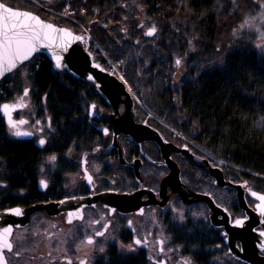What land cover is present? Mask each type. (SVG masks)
I'll return each instance as SVG.
<instances>
[{
    "label": "trees",
    "instance_id": "1",
    "mask_svg": "<svg viewBox=\"0 0 264 264\" xmlns=\"http://www.w3.org/2000/svg\"><path fill=\"white\" fill-rule=\"evenodd\" d=\"M68 1L74 16L91 27L96 40L114 60L123 55L129 43H134L129 39L139 30L132 22L120 50L110 41L109 30L94 23L98 18L109 23L116 2L129 0ZM137 1L156 18L158 48L164 59L158 64L163 66L164 72L146 70L149 78L137 84L132 78V64H126L120 70H123V80L143 98V106L151 111L155 118L151 121L156 126L167 129L164 132L169 134L172 133L170 128L175 130L201 154L223 162L222 167L232 179L246 180L254 189L264 192V51L248 38L240 36L232 40L231 25L237 16L236 11L229 12L232 9L224 0ZM25 2L28 6H19L44 18L41 8L37 10L32 2ZM55 24L71 26L68 21ZM228 40L231 41L229 46L225 43ZM173 53L181 56L184 64L177 80L171 79L166 71ZM32 59L35 62L29 72L31 88L45 100L55 129L51 135L55 138L52 142L55 151L62 152L63 146L72 139L87 144L89 137L99 134L87 123L88 104L97 101L105 110L110 106L90 82L73 77L67 70H54L43 53L34 54ZM95 59L102 64L97 56ZM153 61H150L151 67ZM7 77L8 74L0 80V103L11 100L14 93L8 88ZM104 121H108L106 117ZM9 137L0 133V160L7 171V184L15 187L33 179L36 152L30 140ZM236 209L233 201L231 210L236 212ZM206 225L201 221L197 227L185 224L180 234L207 236L209 227ZM230 264L245 263L232 260Z\"/></svg>",
    "mask_w": 264,
    "mask_h": 264
},
{
    "label": "flooded vegetation",
    "instance_id": "2",
    "mask_svg": "<svg viewBox=\"0 0 264 264\" xmlns=\"http://www.w3.org/2000/svg\"><path fill=\"white\" fill-rule=\"evenodd\" d=\"M23 93L17 95V98H24ZM29 95L31 93L28 92L27 106L31 101ZM17 98L11 100L16 101ZM95 106L97 110H92V116L89 117L87 114V123L93 125L99 134L92 138L89 137L87 144L77 143V140L72 139L63 146L62 152L55 151V146L52 144L55 138L45 135L40 139H35L36 134L42 132L55 133L54 125L48 116L44 130L37 122L38 127L35 130L31 127L33 133L31 138H15L10 134L15 129L8 128L10 139L30 140L32 143L36 152L34 155L36 161L32 163L35 174L31 181L15 187L7 184L6 179L0 181V211L19 207L20 215L23 217L26 215L27 207L38 203L49 204L62 198H82L103 191L132 193L136 190L141 191L138 197L141 207L121 212L116 208L109 209L98 201L83 205L80 200H77L70 201L65 211L50 213L43 209L33 210L27 216L24 225L12 226L8 240L13 245V249L4 250L6 264H80L81 261L85 264H230L232 260H237L227 251L224 236L220 233L222 228L210 225L207 204L198 201L186 203L181 198L182 190L187 193V199L191 198L195 191L206 192L213 197L216 203L225 207L232 218L243 216V212L237 206L234 190L215 185L214 178L200 160L204 155L189 144L174 138L169 133H167L168 136L156 126L144 121L156 127L164 139L172 142L176 148H169L166 154L169 163H173L171 166L175 165L178 168L182 190L178 191L175 183L162 186L160 185L162 178L171 170L158 144L153 140L136 142L122 133L117 135L115 144H111L112 129L108 119L111 107L105 110L100 103L94 102L93 108ZM18 112L20 110L13 113L15 118L18 117L16 116ZM105 117L108 121H104ZM136 119L143 121L142 118H137V114ZM29 121L18 124V127L28 129L26 125ZM41 139L45 140L43 145L39 143ZM184 145L188 147L191 158L177 150ZM79 150L81 153L86 152L85 157L80 155L77 164L73 165ZM47 155L55 159L46 160ZM54 163L58 165L55 166ZM210 163L212 164V161ZM47 164L51 166L47 168L49 166ZM134 164H137L140 180L135 176ZM214 165L222 169L226 180L242 182L252 190L263 192L254 189L246 180L232 179L221 164ZM44 166L46 177L37 173ZM77 167L79 173L74 174L72 180L69 179V184H66L64 176L74 173ZM199 170L203 171L205 177L201 175L198 181ZM85 172L91 175V182L86 179ZM116 172H118L116 177H110ZM41 180L46 182V187L39 185ZM202 182H210L223 195L232 193L237 211H232L228 206L230 200L216 198L213 192L202 185ZM245 198L249 206L254 205L255 200L248 193H245ZM196 204L205 206L206 219H197L195 222L189 217L184 222L182 219H177L175 214L180 209L179 207ZM70 212L73 213L72 217H69ZM150 213L159 218L164 230L163 236H157L150 230L144 234L141 225L137 224V220ZM69 220H71L70 223ZM177 220L182 222H177ZM200 221L207 223L206 226L209 227L207 236H181L180 232L185 224L197 227ZM97 232H102L103 235L96 236ZM89 239L93 242L88 243ZM136 240L140 243L136 244Z\"/></svg>",
    "mask_w": 264,
    "mask_h": 264
},
{
    "label": "water",
    "instance_id": "3",
    "mask_svg": "<svg viewBox=\"0 0 264 264\" xmlns=\"http://www.w3.org/2000/svg\"><path fill=\"white\" fill-rule=\"evenodd\" d=\"M0 4H3L6 7H11L14 10L31 13L38 17L44 23L52 24L58 29H65L72 33V36L66 38L65 47L57 48L56 44L61 43V40L57 39L53 42L52 47L50 49L42 47L37 53H43L51 61L52 68L54 70H67L73 77L78 79H84L94 86L96 92L111 107V111L108 114V119L112 129L111 144H115V139L117 135L121 133L130 136L136 142H140L143 140H153L154 142H156L161 150V153L167 165L170 167L171 170L162 178L160 185H174L175 183L176 189L178 191H181L182 183L180 182L178 176V168L175 165L171 166V164L173 165V163H169V158L166 154L169 148H175V145L172 142L166 141L162 133L157 128L145 123L144 121H138L136 119V114L134 110V95L131 93L127 85L120 77L106 70L98 61L95 60L91 52L84 49L82 39L79 41L74 39L75 36L82 37V34L80 32H75L70 26H60L49 20L43 19L38 14L32 11L12 7L2 1H0ZM0 14H3L2 8H0ZM57 55H59L62 60V67L60 69H57L55 67V56ZM89 75L93 77L92 80L88 79ZM1 79L2 78H0V80ZM19 102V100H16L4 101L0 103V105L8 104L10 106H13L10 109L8 115H5L0 112L3 121L9 129H12L8 125L9 119L14 122H18L21 120L27 121L26 118H15L13 116V113L15 111L22 108L14 107ZM22 103L26 105V101L22 100ZM92 110L93 103H90L88 105L89 117L92 116V114H89L90 112L92 113ZM16 130L32 133L31 131L23 127H17V129H15L14 131ZM32 136L33 133L30 136L14 137L18 139H26L31 138ZM177 150L184 153L190 158L192 157L188 147H186L185 145L182 148H177ZM200 160H202L203 165L206 167L208 173L214 178L215 185L219 187H229L234 190L237 206L243 212V216L232 218L227 209L216 203L213 197L206 192L195 191L192 193V197L187 199V193L182 190V200L186 203H189L191 201H198L207 204L209 209V223L214 227L222 228L220 233L224 236L223 240L226 244L227 251L232 257L244 262L245 264H264V249L260 247V243L264 242V236L259 235L260 232H264V215H261L256 207V205L260 203V201L250 195L251 192L257 193V196L264 195V193L252 190L246 187L245 184L242 182H233L230 180H226L224 178L222 169L218 165L211 164L209 159H207L206 157H201ZM136 165L137 164H134V173L136 178L140 180ZM39 185L41 184L39 183ZM140 193V190H136L132 193H116L114 191H103L93 195L89 194L82 198H62L58 201H54L49 204L38 203L31 205L25 209L26 215L23 217L21 215L10 214L8 211L10 209L20 210L19 207L4 209L0 211V230H2L4 227L12 228V226L24 225L27 221V216L33 210L43 209L50 213L65 211L70 201L80 200L83 205L98 201L109 209L116 208L121 212H127L132 209H139L141 207V202L138 198ZM245 193H248L255 200L253 206H249L247 204ZM237 219L243 221L242 225H235L234 221Z\"/></svg>",
    "mask_w": 264,
    "mask_h": 264
},
{
    "label": "rangeland",
    "instance_id": "4",
    "mask_svg": "<svg viewBox=\"0 0 264 264\" xmlns=\"http://www.w3.org/2000/svg\"><path fill=\"white\" fill-rule=\"evenodd\" d=\"M4 3H12L10 6L22 8L19 6L20 4H23L25 6H28V2H32L34 5V8L38 10L37 7L41 8L42 11H40L41 15L44 16L43 19L49 20L53 23H67V21L70 23L73 28H75L76 32H81L82 34L84 32H87L90 34L92 40L94 42H97V47L94 49L95 56H97L101 61L102 65L106 68H112L120 73V75L123 77L121 69H124L126 67V64L130 65L132 64V67L134 69V74L132 75L134 82H138L137 84H140L141 81H146L149 78L148 73L146 70H150L151 72H157L159 70L163 71V66L159 65L158 63L163 62V57L161 55L162 50H160L159 47V39L156 37L159 34V30L154 22L156 18L151 15L147 9L137 0H129L127 2L121 3L120 1L116 2V8L112 10V20L109 23H106L101 18H98L96 22L99 25H102L104 28H107L109 31L107 33L109 39L111 42H113V45L116 50L123 49V43L122 39L125 38V32L128 28H130V23L132 22L134 25L138 27L139 33L137 32L133 37H130V41L133 40V44H128V49L124 51L123 55H121L118 59L114 60L110 57V55L107 53V51L104 49V47L96 40L94 35L92 34L91 27L86 22H82L78 18L74 16V9L70 8V4L68 0H1ZM226 4H229L231 13L234 12V15L236 13L237 20L234 22L230 32V36L232 37V40L236 37H245L250 39V42L260 49L261 51H264V0H224ZM25 8V7H23ZM33 8V7H32ZM228 12V13H229ZM130 18H134L133 21H129ZM67 20V21H66ZM246 21H251L250 24H246ZM130 22V23H129ZM106 23V24H105ZM105 24V25H104ZM170 26L172 25V22L170 21ZM143 25V26H141ZM155 26L156 32L153 36H146L144 35V32ZM243 26V27H242ZM107 32V31H106ZM124 35V36H123ZM135 36V37H134ZM126 39V38H125ZM227 46L230 45L231 41L225 42ZM96 44V43H95ZM94 56V57H95ZM30 58L29 61L24 62L19 66L17 69L13 70L11 73L8 74V77L5 81L8 82V88L12 90L14 93L11 96L12 99L15 97L17 98V95L24 92V89L29 90V94L31 93L30 98V104L27 106V97L25 96L22 100L26 101V105L22 107L20 112L17 113V118H26L29 121V124H27V128L29 131H31V127L35 130L36 122H39V126H41L44 130L45 128V122L48 120V111L46 109L45 100L41 98V94H38L37 91L33 93V88H31V82L29 78V72L32 64L35 62V60ZM153 61V67H151L152 63H150L151 60ZM179 59L181 63L177 66L176 60ZM108 62L111 64L110 66L107 65ZM135 63V65H133ZM158 64V65H157ZM168 68L166 71L168 72V76L171 79L177 80L179 73L181 72L182 68L184 67L183 60L181 56H177L175 53L171 54V60L167 63ZM195 64H193L194 66ZM146 69L144 70V68ZM158 67V68H156ZM144 70V71H142ZM113 71V70H112ZM163 75V73H161ZM160 74V75H161ZM11 82V83H9ZM136 84V83H135ZM128 86V85H127ZM29 87V88H27ZM129 90L135 97V104H137L138 107L135 108V111L137 113V118H142L141 120L147 121L148 123L156 126V124L151 121V119L154 118L151 111H149L146 107L143 105V98L135 92V90L130 86H128ZM1 92V89H0ZM17 100H21L17 98ZM21 102V101H20ZM96 103H99L95 101ZM94 111L96 109V106L93 108ZM97 110V109H96ZM142 111V113H141ZM155 119V118H154ZM158 120V119H156ZM160 121V120H158ZM27 122V121H25ZM164 126H166L164 123L161 122ZM160 130L164 132V130L159 126H156ZM172 135L174 138H178L179 140L183 141L184 137L177 133L175 130L171 129ZM0 133L9 135L8 127L5 125L2 117L0 116ZM166 133V132H165ZM167 134V133H166ZM47 135L48 137H51V133H39L36 134L35 139L42 138L41 136ZM168 135V134H167ZM169 136V135H168ZM184 142V141H183ZM194 148V147H193ZM196 149V148H194ZM80 151V150H79ZM76 153V160L73 162L77 164V159L80 155H83L85 157V153L80 152ZM198 151V150H197ZM200 152V151H198ZM201 153V152H200ZM207 159L212 161V164H218L220 160H218L216 157H212L209 155H204ZM51 158L50 155L46 156V160H49ZM68 160V159H67ZM72 161V160H70ZM69 161V162H70ZM55 164V163H54ZM49 165V166H48ZM58 165V164H57ZM55 164V166H57ZM47 168H49L51 165L47 164ZM43 168V169H42ZM41 171H37L38 175H41L43 177H46V167H42ZM75 168L74 173H69L68 175L64 176L66 184H69V179L72 180V177L74 174L79 173V170ZM200 174H197L198 181L201 175H203V171L199 170ZM45 175V176H44ZM118 175V172L113 173L110 175V177H116ZM197 176H195L197 178ZM205 177V175H203ZM7 178V171L4 169V163L0 160V181H4ZM208 179V177H207ZM190 179H188L189 181ZM241 181V180H240ZM202 185H205L208 190L213 192V194L218 199L225 198L226 201L230 200V204L228 206L231 207L233 203V196L232 193H225L224 195L221 194L220 190H217L212 186L210 182H202ZM177 214V219L184 222L187 217L192 219L194 222L197 221V219H206L207 210L205 206L203 205H191V206H181L179 207ZM178 221L177 222H182ZM137 224H140L144 234H146L147 231L150 230V232L157 234V236H163L164 230L163 226L160 223L159 218L155 216V214H146L144 215L140 220H137ZM165 236V235H164Z\"/></svg>",
    "mask_w": 264,
    "mask_h": 264
},
{
    "label": "snow or ice",
    "instance_id": "5",
    "mask_svg": "<svg viewBox=\"0 0 264 264\" xmlns=\"http://www.w3.org/2000/svg\"><path fill=\"white\" fill-rule=\"evenodd\" d=\"M0 8L3 9V14H0V78H3L5 74L11 73L12 70L17 69L23 62H27L33 57L34 53L39 52L40 48L50 49L55 40H61V43L56 44L57 48L66 46V38L72 36V33L65 29H58L52 24H47L42 22L38 17L31 13H26L18 10H14L11 7H6L0 4ZM246 24H250L251 21H246ZM143 26V25H141ZM243 27V26H242ZM156 32L155 26L149 28L144 35L153 36ZM55 34V35H54ZM75 40L79 41L82 39L80 36H75ZM176 65L178 66L181 61L176 60ZM55 67L60 69L62 67V60L59 55L55 56ZM89 80H92L91 75L88 76ZM29 90L24 89V96L28 95ZM21 102L17 103L14 107L20 108L25 105ZM13 106L8 104L0 105V112L5 115L9 114L10 109ZM89 114H92L91 112ZM25 121L21 120L14 122L11 119L8 120V125L12 129H17L18 124H24ZM39 123V122H37ZM107 133V129H105ZM15 137L30 136V132H22L19 130L10 133ZM41 145L45 143V140L41 139L39 141ZM50 159L54 160L55 157ZM86 179L91 182L92 177L85 172ZM40 184L42 187H46V182L41 180ZM250 195L257 198L260 203L256 205L257 210L261 215H264V195L257 196V193L251 192ZM10 214L20 215L21 211L19 209L8 210ZM73 213H69V217H72ZM69 223L71 220L68 221ZM236 226L242 225L243 221L237 219L234 221ZM107 227V225H105ZM12 232L11 227H4L0 230V264H6V258L4 255V250L11 251L13 245L9 242L8 236ZM102 232H97L96 236H102ZM259 235L264 236V232H260ZM88 243L93 241L89 239ZM136 244L140 241L136 240ZM260 247L264 249V242L260 243ZM80 264H85L81 261Z\"/></svg>",
    "mask_w": 264,
    "mask_h": 264
},
{
    "label": "built area",
    "instance_id": "6",
    "mask_svg": "<svg viewBox=\"0 0 264 264\" xmlns=\"http://www.w3.org/2000/svg\"><path fill=\"white\" fill-rule=\"evenodd\" d=\"M82 42H83V46H84V48H85L86 50H89V51H92V52H93L94 49L97 47L96 44L93 42V40H92L90 34H88L87 32H84V33H83ZM107 65L110 66L111 64L108 62ZM109 70H110L111 72H115V73H117V71L114 69V67H112V68L110 67ZM112 70H113V71H112Z\"/></svg>",
    "mask_w": 264,
    "mask_h": 264
}]
</instances>
